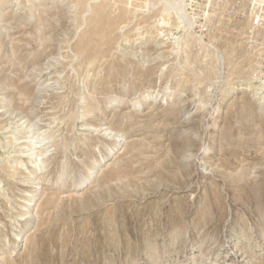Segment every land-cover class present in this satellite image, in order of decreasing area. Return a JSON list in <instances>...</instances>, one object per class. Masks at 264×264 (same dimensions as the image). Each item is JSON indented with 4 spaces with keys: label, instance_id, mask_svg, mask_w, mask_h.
I'll return each mask as SVG.
<instances>
[{
    "label": "rangeland",
    "instance_id": "rangeland-1",
    "mask_svg": "<svg viewBox=\"0 0 264 264\" xmlns=\"http://www.w3.org/2000/svg\"><path fill=\"white\" fill-rule=\"evenodd\" d=\"M170 2L0 0V264H264V0Z\"/></svg>",
    "mask_w": 264,
    "mask_h": 264
},
{
    "label": "bare ground",
    "instance_id": "bare-ground-1",
    "mask_svg": "<svg viewBox=\"0 0 264 264\" xmlns=\"http://www.w3.org/2000/svg\"><path fill=\"white\" fill-rule=\"evenodd\" d=\"M34 1V0H33ZM170 5L174 8V9H176V11L178 12V13H180L181 12V3H180V0H171V2H170ZM1 27V26H0ZM2 28V27H1ZM0 28V29H1ZM3 29V28H2ZM1 35H2V33H1ZM1 94V93H0ZM36 104V103H35ZM8 105V104H7ZM189 133V132H188ZM187 134V133H186ZM183 136V135H182ZM185 137V136H184ZM203 142V141H202ZM192 146V145H191ZM205 165V164H204ZM37 193V192H36ZM30 217V216H29Z\"/></svg>",
    "mask_w": 264,
    "mask_h": 264
}]
</instances>
